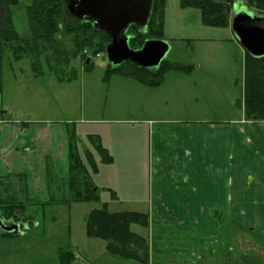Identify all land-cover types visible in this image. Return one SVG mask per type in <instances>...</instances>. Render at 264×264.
Returning a JSON list of instances; mask_svg holds the SVG:
<instances>
[{
  "label": "rangeland",
  "instance_id": "obj_1",
  "mask_svg": "<svg viewBox=\"0 0 264 264\" xmlns=\"http://www.w3.org/2000/svg\"><path fill=\"white\" fill-rule=\"evenodd\" d=\"M33 2L20 0L18 5L10 8L15 29L22 38L31 37L27 9ZM241 12L258 16L256 10L243 0H235L232 18ZM63 40L64 47L71 50L72 37ZM163 40L171 48L165 60L193 67V73L187 77L185 72H170L165 75L162 87L156 91H149L132 78L109 74L106 52L91 58L93 67L90 71L85 69L80 58L72 60L70 68L76 77L64 82L49 74L48 69H45V76L36 78L29 58L14 61L10 51L4 54L0 144L11 141L17 147V137L13 140L15 135L7 129L4 131L5 127L23 129L22 133L29 143L32 142L28 137L31 128L36 131L40 127H51L55 139L61 138L62 129L74 132L79 152L83 154L84 149L92 150L98 163L99 172L93 174V181L98 188L99 200L74 201L75 195L69 189L67 177L56 175V164L49 161L50 171L51 168L55 170L49 177L54 199L47 204L25 201L23 212L16 216L23 226L22 232L11 236L0 235V264H60V250L75 254L73 264H141L109 254L103 240L89 238L86 233L88 214L105 203L112 213L132 211L150 214L149 133L147 126L138 119H145L146 106H150L152 118L180 119L186 118V115L212 118L217 111H226L227 105H231V113H235L240 109L237 100L242 97L244 84L245 49L231 26H206L199 9L182 8L180 0H167ZM115 119L120 121L113 122ZM91 135L101 138L113 163H102L90 143ZM15 164L20 166L23 162L16 160ZM3 165L5 162L0 159V170ZM64 171L67 174V165ZM12 179H2L0 201L16 196V200L24 201L21 198L25 192L23 180L19 177L14 181ZM27 183L34 191L41 184L30 179ZM109 187L113 188L117 199L112 198ZM125 195L127 198H123ZM131 228L148 239L150 264H205L196 258L189 260L192 253L200 257L206 252L205 238H199L197 242L190 241L186 236L181 239L170 227L157 222H151L149 228L140 225H132ZM198 231L200 235L206 233ZM230 233L231 243L236 245L238 240L235 235L238 232L234 230ZM192 245L197 246L199 252L191 250ZM238 249L239 246H235L232 253L238 252Z\"/></svg>",
  "mask_w": 264,
  "mask_h": 264
},
{
  "label": "crops",
  "instance_id": "obj_2",
  "mask_svg": "<svg viewBox=\"0 0 264 264\" xmlns=\"http://www.w3.org/2000/svg\"><path fill=\"white\" fill-rule=\"evenodd\" d=\"M191 71L184 75L191 76ZM145 87L156 91L162 85ZM226 108L229 111H217L212 118L186 115L174 119L152 118L150 106L145 107L150 117L146 115L138 122L144 123L149 133L150 221L167 225L181 239L186 236L197 242L205 238L206 252L200 257L192 253L189 260L196 258L205 264H264V122L248 120L243 108L235 113H231V105ZM3 129L15 135L13 140L17 137V147L11 141L0 144V159L5 162L0 170V184L3 178L12 177L14 181L19 177L26 196L22 200L47 204L54 199L49 177L55 171H50L48 162H55L56 175L69 174V133L62 129L61 138L55 139L51 127L36 131L31 128L29 143L23 129ZM16 160L23 164L16 165ZM29 179L41 183L36 191L29 188ZM233 229L238 232L236 245L231 243ZM198 230L206 233L200 235ZM235 246L239 249L233 254ZM190 248L199 252L197 246Z\"/></svg>",
  "mask_w": 264,
  "mask_h": 264
},
{
  "label": "trees",
  "instance_id": "obj_3",
  "mask_svg": "<svg viewBox=\"0 0 264 264\" xmlns=\"http://www.w3.org/2000/svg\"><path fill=\"white\" fill-rule=\"evenodd\" d=\"M243 1L250 8H254L258 15L264 16V0ZM19 3L20 0H0V94L4 88L3 59L7 51L12 53L14 61L29 58L36 78L45 76V69H48L49 74H53L59 82L72 81L76 77L70 68L72 60L80 58L84 61L85 69L90 71L93 67L91 58L100 52H106L111 41L110 36L96 29L93 22L76 20L68 11L65 0H34L27 9L31 37L22 38L16 31L10 14V8ZM234 5L235 0H180L182 8H197L201 11L204 25L218 28L231 26ZM166 8L167 0H154L147 31H141L136 25L129 27L127 34L130 35L129 44L132 48L141 49L150 38L164 39ZM66 37H72L71 50L64 47L63 38ZM192 68L163 60L158 68L147 69L125 62L120 66H112L109 63L107 70L111 75H121L144 86L157 87L162 84L166 74L189 73ZM237 105L244 109L248 120L264 122V56L254 57L245 52L243 93L237 100ZM89 140L102 163H113L112 156L102 145L99 136L91 135ZM69 147L67 180L70 191L75 195L74 201H98V188L95 187L93 174L98 173L99 168L93 151L84 149L81 154L74 132L69 133ZM109 191L112 198L117 199L114 192ZM16 198L17 196L0 201L2 219L19 222L16 216L23 212L25 201ZM132 225L149 228V214L132 211L112 213L105 203L100 209H94L88 214L86 233L89 238L103 240L106 251L113 256L150 264L148 239L133 232ZM0 235L12 234L4 233L0 228ZM58 256L60 264H73L75 261V254L71 251L60 250Z\"/></svg>",
  "mask_w": 264,
  "mask_h": 264
},
{
  "label": "water",
  "instance_id": "obj_4",
  "mask_svg": "<svg viewBox=\"0 0 264 264\" xmlns=\"http://www.w3.org/2000/svg\"><path fill=\"white\" fill-rule=\"evenodd\" d=\"M67 9L78 21L93 22L96 29L110 36L107 58L113 66L131 62L142 68H158L170 51L163 39H147L139 50L130 48L127 31L136 25L146 32L154 0H65ZM231 28L242 47L254 57L264 56V16L241 12L233 17ZM4 233L18 234L23 226L0 219Z\"/></svg>",
  "mask_w": 264,
  "mask_h": 264
},
{
  "label": "flooded vegetation",
  "instance_id": "obj_5",
  "mask_svg": "<svg viewBox=\"0 0 264 264\" xmlns=\"http://www.w3.org/2000/svg\"><path fill=\"white\" fill-rule=\"evenodd\" d=\"M2 221L4 223H7V224H13L14 222H12V220H5V219H2ZM16 223V222H15ZM17 223H20V222H17Z\"/></svg>",
  "mask_w": 264,
  "mask_h": 264
}]
</instances>
